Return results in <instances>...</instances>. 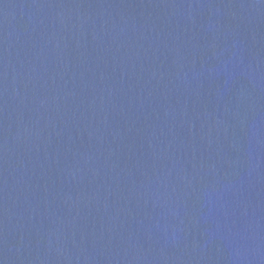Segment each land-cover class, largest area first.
I'll use <instances>...</instances> for the list:
<instances>
[{
	"label": "water",
	"instance_id": "95a60500",
	"mask_svg": "<svg viewBox=\"0 0 264 264\" xmlns=\"http://www.w3.org/2000/svg\"><path fill=\"white\" fill-rule=\"evenodd\" d=\"M0 264H264V0H0Z\"/></svg>",
	"mask_w": 264,
	"mask_h": 264
}]
</instances>
